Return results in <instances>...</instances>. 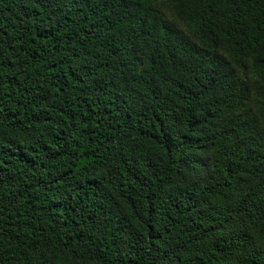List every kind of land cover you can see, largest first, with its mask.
Returning <instances> with one entry per match:
<instances>
[{
  "label": "trees",
  "instance_id": "16d2710c",
  "mask_svg": "<svg viewBox=\"0 0 264 264\" xmlns=\"http://www.w3.org/2000/svg\"><path fill=\"white\" fill-rule=\"evenodd\" d=\"M0 264H264V0H0Z\"/></svg>",
  "mask_w": 264,
  "mask_h": 264
}]
</instances>
